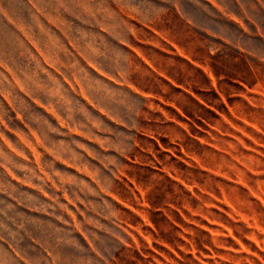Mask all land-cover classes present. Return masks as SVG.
<instances>
[{"label": "rangeland", "instance_id": "rangeland-1", "mask_svg": "<svg viewBox=\"0 0 264 264\" xmlns=\"http://www.w3.org/2000/svg\"><path fill=\"white\" fill-rule=\"evenodd\" d=\"M0 264H264V0H0Z\"/></svg>", "mask_w": 264, "mask_h": 264}]
</instances>
